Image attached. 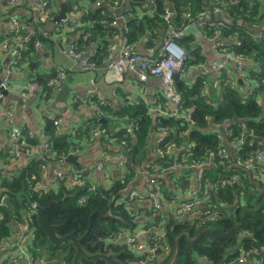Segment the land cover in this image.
Masks as SVG:
<instances>
[{
	"label": "trees",
	"instance_id": "16d2710c",
	"mask_svg": "<svg viewBox=\"0 0 264 264\" xmlns=\"http://www.w3.org/2000/svg\"><path fill=\"white\" fill-rule=\"evenodd\" d=\"M85 1L84 4L83 0L75 1L70 7L68 14L80 12V18L77 19L78 24L65 34L64 40H60L62 33L57 28L54 33L45 36L42 23L36 25V34L27 44V49L18 52L22 54V58L15 67V72L29 70L30 81L41 85L42 99L49 100L52 90L47 84L56 78L57 73L54 76L40 77L34 72V55L38 50L35 41L38 40L41 44L48 42L63 48L66 37L76 35L77 39L72 44L76 47V53L85 54L88 62L97 68L96 73H106L102 67L109 56L108 48L120 39L123 28L126 31L123 39L134 46V52L139 53L136 45L143 39H148L147 52L155 49L154 55H157L161 50L159 45L172 31L182 30L192 22L185 15L196 20L202 17L207 25L190 26L189 29L195 27L198 32L189 33L187 29L183 32L184 36L178 39V44L191 58L187 67L192 70L190 73L176 75L174 84L182 99L180 116L190 117V120L177 119L167 114L173 110L170 100L162 91H158L150 103L144 99L122 96V108L117 112L121 120L105 123L102 122L103 112L109 108L110 102L100 99L96 108L97 116L88 126V132L91 129H94L92 134L99 129L114 131L115 138L108 135L100 138L116 145L121 154L124 149L120 142L127 141L130 151L127 164L121 167L125 183L122 184L117 177L112 186L107 188L95 184V192L89 191V180L82 185H72L65 180L66 182L52 184L51 188L36 190L45 169L63 162L71 155L74 147L69 136L56 133V127L50 120L45 133L47 150L42 149L38 155L31 157L22 155L17 162L19 165L6 171V174H2L0 169V192L3 191L8 196L6 206H0V257L3 247L13 240L12 235L17 231L18 223H24L36 229L34 245L40 256L49 254V258L51 256L52 259H57V251L63 246L65 255L62 263L73 264L75 245L72 242L64 245L52 244L39 223L37 211L32 217H27L31 205L35 203L47 208L46 221L57 227L59 236L73 234L80 238L91 228L90 234L80 243L85 251L90 255L114 254L122 264H141L144 256L131 249L124 241L112 242L121 231L151 232L152 241L156 235H163L157 238L161 254L154 256L148 264H171L176 257V264H264V161L248 165L250 159L257 154L262 153L264 157V31L254 34L248 26L259 28L264 25V0H153L154 5L132 2L130 10L123 8V0H102L99 7L95 6V0ZM216 4L226 17L240 23L211 20L208 16L205 18V15L213 12ZM21 6L9 9L8 13L15 14L24 26L23 20L17 14ZM143 6L146 8L136 9ZM150 7L154 9L153 14L143 15L139 11L145 9V12ZM166 11H171L169 18L165 16ZM8 13L4 12L3 16ZM118 16L124 19L117 20L114 24ZM211 22L220 26L213 27ZM24 34L23 30L22 35ZM197 34L209 40L216 38L223 42L221 52L224 54L234 51L244 61L245 74L238 76L233 66L229 72L225 71L220 76L209 74L207 77L196 78L192 71L208 63L197 40ZM6 36L7 34L0 35V41ZM15 51L16 49H11L3 52L12 53L10 65L13 57L18 54ZM95 77L97 81V74ZM232 78L244 79V85L237 82L232 89ZM96 94L94 90L90 98H98ZM151 109L157 110V113H152ZM226 123H231L228 129L230 134L222 139L218 126ZM129 125L135 130L132 135L126 133ZM161 134L165 141L161 145L163 149L175 143L178 150L175 155L159 160L156 166L158 160L155 141ZM41 139L25 136V145L29 148L41 145ZM242 141V149L239 150ZM191 144H194V154H191L193 160L200 164L210 162L202 170L194 198H201L208 191L203 204L207 210L212 209L211 214L217 212V216L196 215L190 219L178 220L172 213L164 212L163 208L156 211L153 205L151 219L142 221V212H137L134 205L130 209L125 202H129L127 196L132 191L137 192L141 200L145 196L151 198V190L148 188V194H144L138 188L130 189L131 181L139 174L147 177L145 172L151 176L159 174L155 190L160 191L165 199L164 204L175 201L178 197L177 188L172 184H180V179L176 180V177L180 176L183 180L193 178L199 182V172L194 168L171 172L168 173L167 182L162 170L170 168L183 155L190 154L188 145ZM21 149L25 148L20 147ZM222 150L227 153L225 158L220 152ZM151 153L155 160L150 158ZM211 153L214 154L213 161ZM10 155H3L4 162L9 161ZM155 166L156 171L152 169ZM54 170L65 172L60 168ZM186 185L183 181L182 187L185 188ZM214 206L217 210L213 209ZM36 250L35 256L40 259ZM80 264L110 263L104 259L88 260L81 256Z\"/></svg>",
	"mask_w": 264,
	"mask_h": 264
},
{
	"label": "built area",
	"instance_id": "2783aa9c",
	"mask_svg": "<svg viewBox=\"0 0 264 264\" xmlns=\"http://www.w3.org/2000/svg\"><path fill=\"white\" fill-rule=\"evenodd\" d=\"M22 0H4L6 3V7L11 10L21 6ZM68 2H73L74 0H65ZM96 7L101 6L102 0H95ZM36 5L32 6V11L35 13L34 17V23H35V29L37 28L36 25L41 24L44 22L47 18V16L50 13V2L49 0H35ZM150 5H154V1L151 0ZM218 4H216L213 7V12L210 14L205 15V18L208 15H212L213 13H224L220 7H217ZM145 9L139 10L143 15H146V12L152 13L153 8H149L144 12ZM8 13V12H7ZM169 18L170 16H166ZM79 14L72 12L65 20L61 21L57 25V31L62 33L60 35V40L65 39V34L70 31L74 25L78 24L77 19H79ZM188 19H191L192 22L185 26L182 30L178 31H172L169 37L166 38L163 46L161 47L160 52L157 55L154 54H143L134 52V46L129 45L126 40L123 41V44L121 48L117 49L114 44L111 45L108 48V59L106 60L104 66L102 69L106 71L107 79L108 76H111L110 81H119L122 79V77L126 74H130L136 82H146L150 78H157L160 79L162 82L163 92L166 95V97L170 100V104L173 108L172 112L167 113L171 117H175L177 119H186L187 121L190 120V117H181V105H182V99L178 95V92L176 90L175 84H174V78L176 75H182L184 72L190 73L192 68H188L187 64L190 59L188 53L178 44V39L184 36L183 32H185L187 29H189L190 26H196V25H207L203 21L202 17L200 19H192L190 15H187ZM123 20L124 18L122 16H118L116 20L114 21V24L117 23V20ZM3 22L6 25V34L7 36L0 41V51L3 52H9L11 49H16V53L19 52V50L27 49V44L32 41L34 38L36 31L35 29L30 33H25L22 35V32L24 30L23 23L21 20L15 15L8 13L5 16L1 18ZM193 24V25H191ZM213 27H219L220 24H215L214 22H211ZM75 31V30H74ZM48 33H44L45 36H47ZM214 42L212 48L213 51L221 58H223V61L215 62L210 65L205 64L204 66L199 67L197 70H193L192 73L198 77H207L209 74H214L220 76L223 72L230 71V67L227 64L226 60H231L234 64V67L236 69V73L238 76H243L244 73V61L240 59L234 51H231L228 54H224L221 52L222 47L224 46L223 42H217L218 39H210ZM35 47L39 49L41 47V43L37 40L34 42ZM18 47V48H15ZM64 48V47H63ZM67 51L70 56H72L76 62L79 68L83 71L88 72L91 75V85L93 88H95L96 85V77L95 75L97 68L93 63L88 62L87 56L84 54H77L76 53V47L70 46ZM151 53V51H150ZM22 58V54L18 53L15 55L12 59L11 65L9 70H7L8 78L2 81L0 85V104L5 100V94L4 91H8L9 88V78L10 75H12L15 72V67L17 66L19 60ZM27 74H30L29 70L25 71ZM57 76L55 79L48 82L47 87H49L51 90L59 89L63 83L66 76L65 71L57 70ZM248 75L245 77L247 78ZM109 80V79H108ZM244 80V79H242ZM237 81L232 80L231 81V88L234 89L236 87ZM32 91H42V86L38 83L31 82L28 84V89L26 91H22L20 93L21 96L27 97L29 95V92ZM104 102H102L103 104ZM152 113L156 114L157 110L151 109ZM166 114V113H165ZM179 116V117H177ZM1 118V117H0ZM5 118V128L10 129L12 127V135L8 138V146L0 151V165L3 164V155L10 153V158L8 164H17V162L21 159L22 155L23 157H31L34 155H38L42 149L47 150L48 144L45 142H42L41 145H36L33 147H26L25 143V136H28L29 138H34V134L30 131H27L24 127L14 128L13 127V112L12 110H8L4 114ZM101 119V117H98ZM48 119L51 120L54 123V126L56 127V133L58 132L60 134V125L62 120L60 118H57L55 115L50 114L48 116ZM231 123H226L225 125L218 126L223 128L225 137L229 136L228 129L230 127ZM216 127V126H215ZM134 128L132 126L126 127V133L128 135L134 134ZM161 132V130H159ZM162 133V132H161ZM95 137H101V136H109L112 138H115L116 132L112 131L109 132L105 129H99L96 130L93 134ZM113 139L111 140V142ZM164 136L161 134L159 137L156 138L155 145H156V153H157V160L159 163V160L165 159L167 156L175 155L176 151L178 150V145L175 143H172L168 145L165 149L161 147V145L164 143ZM243 144V141L241 142ZM121 147L124 149V152L121 154V156L117 157L118 161L120 163V166H125L129 159V151L128 148V142L122 141L120 142ZM188 152L190 151V154L183 155L181 157V160L179 159L177 162L170 165L171 167L168 169L162 170L163 175L165 178H168V173L171 172H179V171H185L186 169L194 168L197 169L198 174V181L197 184L200 183V177L203 173V168L205 165L210 164V162H207L205 164L197 163L195 160H193V156L191 154H194L192 152L194 144L188 145ZM20 147H24L25 149H21ZM223 157L225 158L227 153L225 150L220 151ZM155 153V155H156ZM211 159L214 160V154L211 153ZM257 161H264V157L262 153H259L258 157L255 159H250L248 165L251 163L257 162ZM238 163V162H237ZM240 165V163H238ZM248 165L246 167H248ZM156 166L152 167V169H155ZM3 167V166H2ZM104 164L100 163L97 165V167H89L85 166L83 169L78 171L75 174H69L65 173L62 170H54L51 174V179L49 181L46 180V178L43 177L42 181L39 185H37L36 190L43 189L44 187L51 188L52 184H57L59 182H66L65 180H68L72 185H82L85 182L90 181V192L96 191L95 183L92 179V175L94 174L95 170L102 171L104 169ZM121 169V168H120ZM5 171V170H4ZM2 174H6V172H2ZM142 175V174H141ZM144 176L147 180V189L149 188L151 191L150 196L153 200V205L156 209V211H159L163 208L165 199L161 196V193L159 190H155L154 186L156 185V181L159 178V174L155 176L149 175L148 172H145ZM143 176V175H142ZM180 179V184L176 185V183L173 182L172 186L176 189V192L182 191L183 187V179L180 178V176L176 177V180ZM192 178H189L186 181H190ZM118 180L124 184L125 183V175L124 172H119ZM129 189V187H128ZM126 189V192L127 190ZM208 196V191L203 193L201 198H184L180 199L175 202L174 207V217L178 220L180 219H190L195 217L196 215H204L206 217H216L217 212L211 214V210H207V207H205V204L203 202L206 201V197ZM128 201L131 202H125L127 206L131 209H133L134 203H136L140 197L137 192L132 191L127 196ZM84 198H82L81 202H83ZM8 200L7 194H5L3 191L0 192V206H6ZM124 204V203H122ZM37 204L31 205V208L28 211L27 217H32L34 214H36V207ZM206 208V209H205ZM213 209L217 210V207L214 206ZM2 218V215L0 214V219ZM151 232L146 231H139V232H125L121 231L118 232L116 237L113 238L112 242L116 243L119 240L124 241L131 249H134L140 253L143 254L144 259L141 262V264H148L151 262L154 256H157V251L160 247V242L157 241L158 237H162L163 235H156L157 237H154V241H152L150 237ZM12 241L8 242L6 246L3 247V254L0 257V264L8 263V264H35V250L36 246L34 245V242L36 240V229H32L29 225L24 223H18V229L16 232L12 235ZM263 264V262H260Z\"/></svg>",
	"mask_w": 264,
	"mask_h": 264
},
{
	"label": "crops",
	"instance_id": "0c3cea01",
	"mask_svg": "<svg viewBox=\"0 0 264 264\" xmlns=\"http://www.w3.org/2000/svg\"><path fill=\"white\" fill-rule=\"evenodd\" d=\"M75 1L80 2L82 0H74L73 2L65 0H49L50 13L46 20L42 22L43 32L45 31L44 33L48 34L54 33L59 24L55 21V18L60 14L62 7L67 3L71 4L67 8L68 17L71 14H68V11H70V7L73 6ZM123 1V8L129 9L132 2L149 4L151 0ZM21 2L22 6L17 10V14L24 22L25 33H30L35 29V23L33 22L35 13L32 11V6H35L36 3L35 0H22ZM85 2L86 1L83 0L82 4ZM138 8H146V6L137 7L136 9ZM8 11L9 9L6 7L4 0H0L1 36L6 34V25L1 18L4 15V12L7 13ZM123 29L125 30V28ZM124 30H122L120 39L113 43L117 49L121 48L123 44V37L126 32ZM188 32L197 33L198 31L193 27L189 29ZM68 36L63 42L64 48L46 42L45 44H41V47L36 50L37 52L34 55L35 66H33V68L35 70H33L38 76H54L56 75L57 70L60 69L66 72L63 85L59 89L52 90V96L49 100L42 99V91L29 92L27 97L21 96L20 93L28 89L30 81L29 74L25 71L22 72V70H18L10 75L9 88L7 94H5V100L0 104V151L8 146V138L13 133L12 127L10 129L5 128L4 114L8 110H12L13 112L14 128L24 127L27 131L32 132L34 136L42 138V142H45L46 140V127L50 121L48 116L53 114L62 120L60 125V135L69 136L74 147L71 150V155L69 157L64 159L63 162L56 164L54 167L46 168L44 174L51 176L52 171L59 168L63 169L66 173L75 174L85 166L97 167V165L103 163L105 166L104 169L100 172L95 170L92 179L95 184L107 188L112 186L121 171V166L117 158L121 153L116 145H111L100 137H94L92 134L94 129H91L90 132H88V126L91 125L90 123L97 116L96 108L98 101L103 99L110 102L109 108L103 112L102 122L105 120L108 122H118L121 120L118 118L120 116L117 115V112L122 108V96H128L129 98L132 97L136 100L144 99L147 100V103H150L157 92L162 90V82L160 79L150 78L148 81L140 83L136 82L130 74H126L120 81L111 82L107 79L106 73L102 71L97 73L96 85L95 88H93L90 81L91 75L88 72L81 70L77 65L76 60L70 56L67 51H64L68 50L75 42V39H77V37H75L76 35ZM197 40L203 48V53L207 56L208 65L224 60L213 51V41L200 34H197ZM161 41H159V43ZM148 42V39H143L136 45V49L145 54H154L155 49H152L153 52L151 53V50L147 52ZM164 42L161 45H158L162 47ZM160 47L157 46V48ZM11 58V52L0 54L1 81L8 78L7 69L9 68ZM226 62L230 68L234 66L231 60H226ZM216 78H218V76ZM212 80L213 79H211V81ZM232 80H235V78H232ZM236 80L239 85H242L240 84L241 79L236 78ZM94 90L97 92L96 96L98 98L91 99L90 96ZM150 158L155 160L153 153H151ZM16 167V164H8V162L4 161L3 164L0 165L2 172L12 170ZM184 182L187 183L186 187H183L182 191L176 192L178 197L175 201H167L166 204H164L162 209L164 212L173 214L176 201L184 198H194V195L198 190L197 182L193 178L190 181L184 180ZM129 187L130 189L138 188L140 189L139 192L148 194L147 180L141 174L131 181ZM134 206L137 212H142L143 215L140 214L142 221H148L151 219L150 214L153 211L152 198L145 196L143 200L140 199L134 203ZM141 209H146V211Z\"/></svg>",
	"mask_w": 264,
	"mask_h": 264
},
{
	"label": "water",
	"instance_id": "95a60500",
	"mask_svg": "<svg viewBox=\"0 0 264 264\" xmlns=\"http://www.w3.org/2000/svg\"><path fill=\"white\" fill-rule=\"evenodd\" d=\"M137 1H144V0H137ZM70 5H71L70 3H67L66 5H64L62 7L60 14L55 18V21L57 23H60L62 20H64L67 17V8ZM208 18L211 20L222 19V20H225L227 22H231L233 24H239L240 23L236 20H231L229 17H226V15L224 13H213L212 15H208ZM246 24L248 25V23H246ZM248 26L251 28V31L254 34H260L261 32L264 31V25L259 27V28H254L250 25H248ZM217 42H219V41H217ZM1 83H2V81L0 80V85H1ZM240 84L244 85L242 80H240ZM4 94H7V91H4ZM104 122L107 123L108 121L105 120ZM219 129H220L222 135L225 137L223 128L219 127ZM36 210H37V214H38V218H39V223H40L41 227L43 228V230L46 232V234H47V236H48V238L52 244L64 245L68 242H72L75 245L76 255H75L73 264H80V257L81 256L87 258L88 260L104 259L110 264H122L116 258V256L114 254L98 253L95 255H90L85 251V249L81 246L80 243L82 242V240H84L90 234L91 228H89L87 233L80 238H76L73 234L66 235V236H59L57 234V227L55 225L48 224V222L46 221L47 208L37 206ZM161 252H162V250L159 248L157 251V255H160ZM176 260H177V257L174 258V260L172 261L171 264H176Z\"/></svg>",
	"mask_w": 264,
	"mask_h": 264
},
{
	"label": "rangeland",
	"instance_id": "374dc122",
	"mask_svg": "<svg viewBox=\"0 0 264 264\" xmlns=\"http://www.w3.org/2000/svg\"><path fill=\"white\" fill-rule=\"evenodd\" d=\"M149 12V11H148ZM148 12H146V14H153L154 13V10H153V12L152 13H148ZM171 11L169 12V11H166V13H165V16H171ZM185 16H187V15H185ZM75 26V25H74ZM190 57V56H189ZM191 59V58H190ZM109 78V81H110V79H111V76L109 75L108 76ZM162 91V94H164V92H163V90H161ZM242 145L243 144H241V146L239 147V150H241L242 149ZM258 155L259 154H257L256 156H254L253 157V159H255V158H257L258 157ZM244 165V164H243ZM245 166H247V165H245ZM44 178H46V179H51L52 177L50 176V175H48V174H43L42 175ZM37 211V210H36ZM61 250V251H60ZM59 251H57V255H56V257H57V259H52L51 258V256H50V258H49V254L48 255H46V256H40L39 254H38V248H37V250H36V255L37 256H39V257H41L40 259H38V258H36V256H35V264H63L62 263V260L64 259V255H63V253L65 252V248L62 246L61 247V249H60Z\"/></svg>",
	"mask_w": 264,
	"mask_h": 264
}]
</instances>
